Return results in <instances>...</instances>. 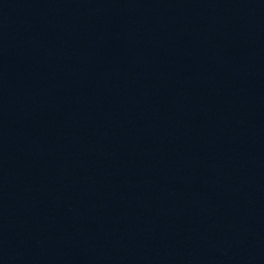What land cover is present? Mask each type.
<instances>
[{"label":"water","instance_id":"water-1","mask_svg":"<svg viewBox=\"0 0 264 264\" xmlns=\"http://www.w3.org/2000/svg\"><path fill=\"white\" fill-rule=\"evenodd\" d=\"M0 264H264V0H0Z\"/></svg>","mask_w":264,"mask_h":264}]
</instances>
